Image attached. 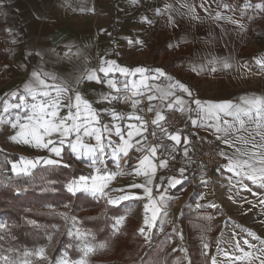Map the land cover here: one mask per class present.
I'll list each match as a JSON object with an SVG mask.
<instances>
[{"label": "crops", "instance_id": "0c3cea01", "mask_svg": "<svg viewBox=\"0 0 264 264\" xmlns=\"http://www.w3.org/2000/svg\"><path fill=\"white\" fill-rule=\"evenodd\" d=\"M256 5H264V0H0V48L5 51L0 69V148L18 155L11 161V170L25 174L38 165H47L44 161L49 159L56 163L48 165L63 166L72 159L81 172L66 183V189L82 176L89 179L88 190L77 183L73 187L78 190L70 193L108 199L133 197L130 200L143 207L149 228L175 221L172 217L189 206L191 196L193 207L221 206L210 193L214 189L209 176L187 174L185 163L191 166L195 159L185 135L172 133L167 137L169 152H178L175 161L168 163L156 146L143 145L142 109L139 100L133 98L143 95L152 120L157 113L162 116L164 111L178 108L184 127L219 144L224 165L218 175L229 185L230 205L244 207V215L256 212L253 218L264 224V110L258 112L260 105L247 103L264 99V63H257L264 62V36L260 42L257 40L258 30L264 32V7ZM104 61L115 63L102 64ZM101 66L112 70L105 75L99 71ZM122 68L128 73L119 71ZM138 68L143 71H135ZM90 74L99 77V82L89 80ZM38 79L45 86L37 87ZM109 81L115 83V88ZM179 85H184L191 96ZM29 87L33 93L48 92L50 97L44 98L47 103L59 95L60 106L54 109L57 116L52 118L56 121L68 116L69 108L64 105L69 97L71 103H76L75 93L89 101L99 123L87 122L90 129H101L103 154L99 153L95 136L83 132L79 142L75 133L65 139L60 156L48 148L36 147L31 134L36 121L27 119L31 108L13 107L21 103V96L29 106L41 102L40 97L34 100L27 93ZM65 87L70 90L59 92ZM102 94L112 99L104 100ZM195 101L200 102L199 106ZM210 105L230 107L221 110ZM249 108L248 115L240 111L237 119L238 109ZM90 115L81 113L82 118ZM71 123L68 121L69 126ZM21 124L26 127L21 128ZM105 125L109 126L107 130ZM117 127L124 139H129V131L133 133L129 140L133 148L127 155L119 151L123 140ZM49 138L64 139L56 133L45 137ZM69 141L77 144L75 153ZM137 143L142 150H137ZM153 147L154 157L150 154ZM93 148L95 153L91 152ZM146 155L149 161L142 165ZM161 161L165 167L160 166ZM108 175L112 179L106 181L103 194H93L92 177ZM177 180L180 183L176 184ZM195 185L202 187L197 194ZM177 201L182 207L172 215L169 210ZM183 220L187 225L196 221L193 217ZM236 238L232 250H224L219 256L212 253L207 259L203 256L206 264L264 262V242L257 246L251 240L254 243L242 249L240 245L246 241Z\"/></svg>", "mask_w": 264, "mask_h": 264}, {"label": "rangeland", "instance_id": "374dc122", "mask_svg": "<svg viewBox=\"0 0 264 264\" xmlns=\"http://www.w3.org/2000/svg\"><path fill=\"white\" fill-rule=\"evenodd\" d=\"M4 57L5 51L0 48V69L1 59ZM168 161L167 158V163ZM37 167L28 173H23V175L30 176ZM46 170L43 168L34 178L38 180L46 178ZM207 176L210 177L209 183L214 189L210 193L217 198L218 204L221 203V206L193 207L190 203L194 198L191 196L189 206L185 207L184 211H178L177 215L172 213L182 207L181 202L177 201L171 206L173 209L169 211L174 215L172 219L175 221L165 227L155 226L149 228L145 222L143 207L138 206L137 202L129 199L124 200L123 203L121 201L114 204L109 203L110 199L106 197L95 198L89 196L102 202L105 206L111 205L120 208L118 214L108 216V232L106 236L104 235L105 237L98 238L90 228L83 227L81 221L90 215L105 214L106 210L96 206L79 207L73 213L68 214L69 221L67 229L63 232L64 238L60 240L57 246L58 250L53 256L43 246H37L33 249L27 248L16 255L12 252L1 253L0 264H32L33 261H40L42 264H62V262L63 264H125L129 261H135V264H206L203 256L207 259L209 255L212 256V253L219 256V253L224 250H232V247L235 246V243H232L233 238L237 237L236 239L239 240L243 238L246 241L243 245H240L242 249L245 246H251L254 242L257 246L262 245V242H264V224L253 218L256 216V212L251 211L248 215H244V207L231 206L228 183L224 182L218 173L207 174ZM199 187L198 185L194 187L196 194ZM13 188L18 193L19 189L23 190L26 187L13 185ZM40 189V191H52L53 187L46 181ZM220 189H222V192ZM223 189L227 190L223 192ZM77 195L81 194L78 193ZM71 207V202L66 201L61 211L70 212ZM257 213L261 214V212ZM182 217L183 219L193 217L196 221H191L187 225ZM117 220L120 221L119 224H117ZM178 220L180 221L178 222ZM233 221H236L238 225ZM201 222L206 223V225ZM29 223L34 224V221L29 220ZM4 224V218L0 217V228H3ZM246 225H249V227ZM140 229L144 230L143 233ZM52 233L53 231L48 233L49 239H51ZM251 240H254V242H249ZM240 246L238 248H241ZM88 248H91L92 251L85 255ZM176 249L182 255L175 256L172 259L167 258L169 252ZM52 252L54 253V251Z\"/></svg>", "mask_w": 264, "mask_h": 264}, {"label": "trees", "instance_id": "16d2710c", "mask_svg": "<svg viewBox=\"0 0 264 264\" xmlns=\"http://www.w3.org/2000/svg\"><path fill=\"white\" fill-rule=\"evenodd\" d=\"M262 35H264V32L258 30L257 40L259 42ZM167 151H169V141L163 139L161 155H165ZM17 158V154L0 149V217H3L5 222L4 227L0 228V254L12 252L16 255L27 248L33 249L37 246H43L53 256L58 250L57 246L60 240L64 238L63 232L67 229L69 221L68 214L73 213L79 207L96 206L105 209V214L90 215L83 218L81 225L90 228L100 239L107 235L108 216L118 214L120 208L111 205L105 206L102 202L96 201L87 195L72 194L66 190V183L81 172L74 160L68 159L67 166L40 165L30 176H26L15 174L11 170L10 162ZM192 164L190 166L187 161L185 166L187 174L194 176L196 164L194 162ZM43 168L47 169L46 178L41 180L34 178ZM172 171L174 170H170L168 174ZM46 181L53 187L52 191H40L41 185ZM13 185L26 188L19 189L20 191L16 193ZM66 201L71 202L72 210L65 213L61 209ZM29 220L34 221V224H30ZM51 231L53 233L51 239H49L48 233ZM171 251L167 255L169 259L182 255L177 249ZM32 264L42 263L33 261ZM125 264H135V261H129Z\"/></svg>", "mask_w": 264, "mask_h": 264}, {"label": "snow or ice", "instance_id": "6c2138e0", "mask_svg": "<svg viewBox=\"0 0 264 264\" xmlns=\"http://www.w3.org/2000/svg\"><path fill=\"white\" fill-rule=\"evenodd\" d=\"M256 7L260 8V7H264V5H256ZM106 63H111L114 66L115 62H107L104 61L102 62V64H106ZM257 63H264L262 61H257ZM112 70V68H107V67H103L101 66V68L99 69L100 72L105 73V75H107L108 72H110ZM119 71H121L122 73H128V69H119ZM135 71L137 72H142V69H136ZM160 75H163V72L161 70H156ZM35 76L38 77V74L34 73ZM89 80H96L97 82H99V77L95 76L94 74H90L87 77ZM109 85L112 88H115V83L112 81H109ZM40 86H45L44 85V81L43 80H37V87ZM179 87H181L183 89V91L187 92L189 96H191V92L184 86V85H179ZM70 89L68 87L62 88L59 90V92H66L69 91ZM27 93L29 95H31L33 97V99L35 100L37 97L41 98V102L40 103H32L30 106L26 104L25 102V98L23 96L20 97L21 103L20 104H16L13 107L16 108H26V107H30L32 110V114L29 115L27 117V119L29 120V122H31L33 119H35L36 124L33 128L32 131V136L33 139L35 140V146L36 147H43V148H48L51 152L55 153L56 156H60L62 153V147L65 143V139L67 137H69L72 133L76 134V140L77 142L80 141V134L81 132H83L85 135L88 136H95V139L97 141V144L100 145L99 148V153L103 154L104 152V148H103V136L101 134V129L99 128H95L92 127L91 129L89 128V123L87 122L88 120L91 121L92 124H97L99 123L98 120V114L95 113L89 103V101L85 100L82 98V96L77 92L75 93V101L76 103L73 104L71 103L72 97H69V103H67L66 107L69 108V114L67 117L61 118L59 121H56L52 118H55L57 116V112L54 109H57L60 106V97L59 95H57V97L51 101V103H47L44 98L50 97V94L48 92H36L33 93L32 88L29 87L27 88ZM103 96V94H102ZM104 100H110L112 99L109 96H103ZM151 99V97H150ZM178 103H183L182 101H178ZM195 103L199 106L200 102L199 101H195ZM247 103L251 104L253 107H255L256 105H260V109H258V112L260 110H264V99H256L253 101H248ZM7 105L5 106V111H7ZM169 107H172V105L170 104ZM210 108H218L223 110L226 107H230V105H210ZM72 109H75V112L72 111ZM151 110V109H150ZM240 111H244L245 115H248L251 111V108H249L248 110H243V109H238L237 112V119H239V112ZM82 112H87L90 113L91 115L88 117H81V113ZM228 115H233V113L229 112ZM19 119V117H18ZM80 119L81 123L77 124L76 121ZM137 119H140L139 117H137ZM163 119L162 116L159 115V113L156 114V119H154L152 121V124H157L159 120ZM68 121H71V126L68 125ZM13 127H16V124L12 125ZM244 126V122L243 120H240V127L243 128ZM21 128L26 127V125L21 124L20 125ZM105 130L108 129L109 126L105 125L103 126ZM132 127V126H130ZM117 134L121 136V139L123 140V145L122 147H120L119 151L123 152L124 155L128 154V150L133 148V145L129 142V140L132 138L133 133L131 131L128 132V138L129 139H124L123 138V133L121 132L120 128L117 127L116 128ZM53 133L58 134L59 137H63L64 139H57V140H53V139H45V137H51ZM111 133L109 132V135ZM11 139L15 140L17 139V137H11ZM171 139L173 140H177V142H179L178 137L176 136H172ZM24 143H29L28 140H24ZM109 146H111L112 142L111 140H109ZM246 143V141H245ZM56 144L61 145L60 147L55 146ZM51 146V147H50ZM68 146L70 147L71 151L73 153H75L77 151V144L76 143H72L71 141H69ZM83 146V145H81ZM137 150H142L139 148V143H137L136 145ZM155 151L156 149L153 147L150 149V154L154 157L155 156ZM92 153L96 152V149L93 148L91 149ZM115 152V150H114ZM98 159V156H96L93 160V163L96 162V160ZM146 161H149V157L146 155L144 156V159L141 161V164L143 165ZM47 164H54L56 163V161H53L51 159L44 161ZM244 163H247V161H245ZM150 164V162H149ZM34 166V165H33ZM161 167H165L166 164L164 161H161L160 164ZM15 165H13V168L15 169ZM183 171V170H181ZM261 171H264V169H262ZM147 174V173H146ZM89 178L88 177H80V181L76 182L73 181L72 184L68 185L67 190L69 192H75L78 189L73 187L74 184L77 183H81L85 185V190L87 189V185L86 182ZM112 179L111 175L108 176H101V177H92V189L91 191L93 192V194L99 192L101 194H103V190L105 187H107L106 181ZM249 179H253L255 180V177L250 176ZM97 181H99V183H97ZM171 183V182H170ZM176 184L180 183L179 180L175 181ZM174 186V185H173ZM132 187H141V185H132ZM145 191H149L148 189H145ZM133 197H130L128 195H122L116 199H110L109 203H119L120 200H129L132 199ZM147 223V221H145ZM120 221L117 220V224H119ZM141 233H143V229H140ZM92 251L91 248H88L87 251L85 252V255H87L88 252ZM63 264V262H62ZM262 264H264V262H262Z\"/></svg>", "mask_w": 264, "mask_h": 264}, {"label": "built area", "instance_id": "2783aa9c", "mask_svg": "<svg viewBox=\"0 0 264 264\" xmlns=\"http://www.w3.org/2000/svg\"><path fill=\"white\" fill-rule=\"evenodd\" d=\"M138 99L142 109L143 116V145L156 146L161 155V145L163 139L172 134L185 135L188 139V146L191 155L195 159L196 171L195 177L207 175L211 173H219L224 165V157L219 144L213 138H200L199 135L186 128L182 122V112L178 108L168 109L163 112L161 119L157 124H152L150 112L146 106V100L143 95L133 97ZM166 156L169 160L174 161L177 158L178 152H169Z\"/></svg>", "mask_w": 264, "mask_h": 264}]
</instances>
